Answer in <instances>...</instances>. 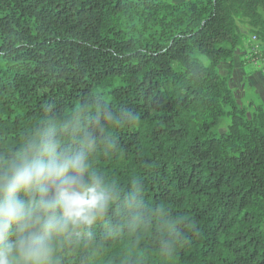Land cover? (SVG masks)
I'll use <instances>...</instances> for the list:
<instances>
[{
    "label": "trees",
    "instance_id": "obj_1",
    "mask_svg": "<svg viewBox=\"0 0 264 264\" xmlns=\"http://www.w3.org/2000/svg\"><path fill=\"white\" fill-rule=\"evenodd\" d=\"M238 21L264 44V0H0V148L84 102L117 193L62 264H264V108L218 72Z\"/></svg>",
    "mask_w": 264,
    "mask_h": 264
},
{
    "label": "clouds",
    "instance_id": "obj_2",
    "mask_svg": "<svg viewBox=\"0 0 264 264\" xmlns=\"http://www.w3.org/2000/svg\"><path fill=\"white\" fill-rule=\"evenodd\" d=\"M91 108L82 102L71 121L48 108L17 143L0 148V264H62V252L90 237L117 199L93 168L94 130L77 120ZM95 113L100 128L101 118L113 120L98 105Z\"/></svg>",
    "mask_w": 264,
    "mask_h": 264
},
{
    "label": "rangeland",
    "instance_id": "obj_3",
    "mask_svg": "<svg viewBox=\"0 0 264 264\" xmlns=\"http://www.w3.org/2000/svg\"><path fill=\"white\" fill-rule=\"evenodd\" d=\"M238 25L241 45L236 49L231 62L225 61L218 66V72L226 78L236 103L250 117L257 107L264 108V44L257 39L246 22L238 21ZM200 59L207 63L205 57L200 56ZM228 124V117L222 116L212 130L218 134L223 133Z\"/></svg>",
    "mask_w": 264,
    "mask_h": 264
}]
</instances>
